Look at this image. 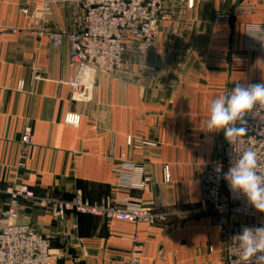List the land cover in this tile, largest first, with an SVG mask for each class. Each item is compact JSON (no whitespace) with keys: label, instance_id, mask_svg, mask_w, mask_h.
<instances>
[{"label":"crops","instance_id":"0c3cea01","mask_svg":"<svg viewBox=\"0 0 264 264\" xmlns=\"http://www.w3.org/2000/svg\"><path fill=\"white\" fill-rule=\"evenodd\" d=\"M37 1L0 0V214L13 182L54 199H154L155 188L130 189L115 174L125 153L126 161L144 159L157 182L161 165L170 166L171 183L160 190L164 221L107 222L72 213L60 222L49 209L22 202L17 222L51 240L60 255L55 264H120L133 255L136 235L144 242L139 264H224V229L203 209L202 176L225 136L205 131L206 122L217 96L236 83L264 82L256 31L264 26V0H167L153 49L140 54L130 44L123 65L99 74L85 103L71 99L68 43L54 47L37 38L31 31L42 15L19 13ZM221 13L228 18L219 19ZM43 20L48 31L75 30L69 3L54 4ZM68 114L79 123H66ZM26 125L34 145L21 167ZM129 136L160 147L138 152L127 145Z\"/></svg>","mask_w":264,"mask_h":264},{"label":"built area","instance_id":"2783aa9c","mask_svg":"<svg viewBox=\"0 0 264 264\" xmlns=\"http://www.w3.org/2000/svg\"><path fill=\"white\" fill-rule=\"evenodd\" d=\"M167 0H39L33 7H21L20 15L32 17L36 13L35 26L31 33L37 38L47 37L54 47L63 42L69 45V67L72 74L67 84L72 101L90 102L93 98L96 78L99 74H110L124 63V55L130 44L140 54L153 49L159 35V26L164 19V3ZM226 1V0H222ZM69 3L75 22V30L48 31L43 27L44 18L52 13L54 4ZM241 10H246V7ZM219 19H227L228 15L218 14ZM264 26L257 27V48L264 52ZM248 53V51H247ZM37 77V76H36ZM254 83H261L256 80ZM246 133L236 144H229L224 137L223 149L213 154L205 165L202 176L205 191L203 209L212 220L224 229V245L222 250L224 264H239L237 244L232 237L241 229L264 226V213L251 207L245 197L234 195L222 178L227 172L231 159L245 151L257 153L258 170H264V111H257L245 116ZM65 122L72 125L79 123V117L68 114ZM34 145L33 130L30 125L23 129L20 146V166L25 161ZM127 145L138 152L146 148L157 149L160 143L143 137H127ZM121 164L115 174L121 183L137 190H157V196L149 201L131 199H110L90 203L81 195L72 199H54L50 196H39L29 186L13 182L6 189L9 197L8 209L0 214V264H55L59 253L52 249L51 240L36 232L31 226L17 222L18 207L22 202H32L49 209L56 221L63 222L69 214L91 215L107 222L123 221L132 224L156 225L165 220L160 190L171 183L170 166L162 164L161 181H154L146 174L145 160L126 161L125 153L121 154ZM222 164V172H214V166ZM135 251L128 261L120 264H139L140 249L144 242L134 237ZM138 251V252H137Z\"/></svg>","mask_w":264,"mask_h":264},{"label":"clouds","instance_id":"9594fccd","mask_svg":"<svg viewBox=\"0 0 264 264\" xmlns=\"http://www.w3.org/2000/svg\"><path fill=\"white\" fill-rule=\"evenodd\" d=\"M257 111H264V82L236 83L234 88L212 100L205 131L223 130L228 143L236 144L247 131L245 116ZM230 165L222 176L230 191L245 197L251 207L264 213V170H258L261 166L257 153L248 150L239 156L235 154ZM222 167L217 162L214 172L221 173ZM232 240L237 244L239 264H264V226H245Z\"/></svg>","mask_w":264,"mask_h":264}]
</instances>
